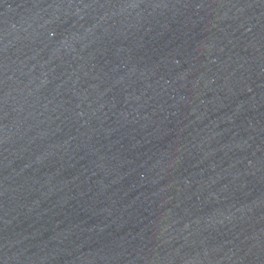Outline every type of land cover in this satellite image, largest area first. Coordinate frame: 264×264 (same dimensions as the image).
I'll return each mask as SVG.
<instances>
[{"label":"water","instance_id":"obj_1","mask_svg":"<svg viewBox=\"0 0 264 264\" xmlns=\"http://www.w3.org/2000/svg\"><path fill=\"white\" fill-rule=\"evenodd\" d=\"M0 264H264V0H0Z\"/></svg>","mask_w":264,"mask_h":264}]
</instances>
